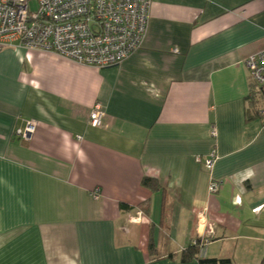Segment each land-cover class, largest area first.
Returning <instances> with one entry per match:
<instances>
[{
	"label": "crops",
	"instance_id": "obj_1",
	"mask_svg": "<svg viewBox=\"0 0 264 264\" xmlns=\"http://www.w3.org/2000/svg\"><path fill=\"white\" fill-rule=\"evenodd\" d=\"M262 50L264 0H152L142 48L116 67L3 49L0 264H197L180 257L194 239L264 264V119L245 116V60ZM212 153L211 170L196 161Z\"/></svg>",
	"mask_w": 264,
	"mask_h": 264
},
{
	"label": "built area",
	"instance_id": "obj_2",
	"mask_svg": "<svg viewBox=\"0 0 264 264\" xmlns=\"http://www.w3.org/2000/svg\"><path fill=\"white\" fill-rule=\"evenodd\" d=\"M152 0H36V11H30L29 0H0V52L14 44L56 54L79 65L97 69L116 67L143 46L149 26ZM174 53H178L174 50ZM251 82L264 85V50L245 60ZM105 113L100 103L89 111V124L103 126ZM36 122L16 132L29 141ZM211 170L216 156L197 158ZM219 184L211 182L209 193L218 192ZM99 197L98 190L92 198ZM138 211L132 222L139 221ZM206 234L212 235V224L199 218ZM201 240V239H200ZM195 244L197 241L194 242ZM207 240L200 241L199 257H204Z\"/></svg>",
	"mask_w": 264,
	"mask_h": 264
},
{
	"label": "trees",
	"instance_id": "obj_3",
	"mask_svg": "<svg viewBox=\"0 0 264 264\" xmlns=\"http://www.w3.org/2000/svg\"><path fill=\"white\" fill-rule=\"evenodd\" d=\"M247 110L246 118L251 119H264V85H258L251 82L249 94L246 98ZM142 185L152 191H157L159 186L158 182L151 178H143ZM148 205V201L139 204L136 209H142ZM125 208L124 206H122ZM197 241L195 244L194 242ZM200 239H194L191 244L181 251V261L190 262L196 261L197 264H233L230 259H217V258H206L199 257L200 252ZM149 250L152 252L153 247L150 244Z\"/></svg>",
	"mask_w": 264,
	"mask_h": 264
},
{
	"label": "rangeland",
	"instance_id": "obj_4",
	"mask_svg": "<svg viewBox=\"0 0 264 264\" xmlns=\"http://www.w3.org/2000/svg\"><path fill=\"white\" fill-rule=\"evenodd\" d=\"M29 9H30V11H36V9H37L36 0H29Z\"/></svg>",
	"mask_w": 264,
	"mask_h": 264
}]
</instances>
